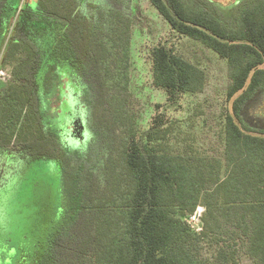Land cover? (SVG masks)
I'll list each match as a JSON object with an SVG mask.
<instances>
[{
    "label": "trees",
    "instance_id": "16d2710c",
    "mask_svg": "<svg viewBox=\"0 0 264 264\" xmlns=\"http://www.w3.org/2000/svg\"><path fill=\"white\" fill-rule=\"evenodd\" d=\"M80 1L0 0V69L9 76L0 81V150L55 160L75 184L76 215L92 212V236L46 264H241V253L264 264V121L246 120L264 98V0H148L172 32L226 63L231 111L219 156L174 152L159 111L140 132L126 107L131 0ZM150 56L152 85L169 104L202 92V69L161 44ZM74 121L81 131L66 129ZM91 147L108 160L94 195L80 185L100 170ZM199 207L196 232L187 220Z\"/></svg>",
    "mask_w": 264,
    "mask_h": 264
},
{
    "label": "rangeland",
    "instance_id": "374dc122",
    "mask_svg": "<svg viewBox=\"0 0 264 264\" xmlns=\"http://www.w3.org/2000/svg\"><path fill=\"white\" fill-rule=\"evenodd\" d=\"M31 1L22 0V6ZM87 1H80V9L85 8ZM210 1L228 6L237 4L239 0ZM100 3H107V0H100ZM127 12L132 27L126 107L140 132L148 130L151 118L159 111L172 127L169 145L174 152L191 146L202 154L219 156L222 151L220 132L223 116L231 111V103L225 99L228 85L225 61L198 43L172 32L148 0H131ZM159 44L174 50L205 72L206 82L202 92L184 95L172 104L167 102L166 94L152 85L150 54ZM8 78L7 72L0 69V81L5 83ZM247 111L246 120L253 125L258 124L255 116L264 121V98L251 104ZM76 121L69 123L70 128L81 131L83 127ZM60 132L65 133L66 130L62 128ZM63 138L70 144L74 140L66 135ZM99 151L91 147L87 157L93 159L96 152L101 153L97 165L100 170L96 173L91 171L92 179L84 185L80 184L82 188L85 186L89 195H94L93 190L103 186L101 165L108 160L103 156L106 149L99 148ZM20 152L15 146L0 150V264H46L53 262L52 259L63 262L67 248L76 251L85 237L92 236V212L76 215L77 204L72 196L75 184L71 177L62 180V169L55 160L26 156L19 159ZM103 168L106 177V168ZM196 211L198 214L188 222L197 232L202 208ZM54 246L55 254L51 258L48 251ZM80 259L82 261L83 258ZM71 261L77 264L78 259L74 257ZM239 262L253 264L242 253Z\"/></svg>",
    "mask_w": 264,
    "mask_h": 264
},
{
    "label": "built area",
    "instance_id": "2783aa9c",
    "mask_svg": "<svg viewBox=\"0 0 264 264\" xmlns=\"http://www.w3.org/2000/svg\"><path fill=\"white\" fill-rule=\"evenodd\" d=\"M197 214H198V213H197V211H196L193 215H191V216L188 218V220L191 219L193 216L195 217ZM199 217H200V216H199ZM199 217H198V221H199ZM188 220H187V222H188ZM188 224H189V222H188ZM198 230H199V229H198Z\"/></svg>",
    "mask_w": 264,
    "mask_h": 264
},
{
    "label": "flooded vegetation",
    "instance_id": "af4514ba",
    "mask_svg": "<svg viewBox=\"0 0 264 264\" xmlns=\"http://www.w3.org/2000/svg\"><path fill=\"white\" fill-rule=\"evenodd\" d=\"M70 123H71V122H70ZM70 127H71V126L69 125V126H67L66 129H67V130H71L72 128H70ZM67 130H66V131H67Z\"/></svg>",
    "mask_w": 264,
    "mask_h": 264
}]
</instances>
